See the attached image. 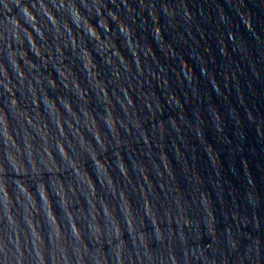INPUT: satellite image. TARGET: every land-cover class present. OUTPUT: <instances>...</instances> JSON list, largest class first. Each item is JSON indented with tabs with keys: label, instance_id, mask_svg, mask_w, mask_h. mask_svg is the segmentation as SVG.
Listing matches in <instances>:
<instances>
[{
	"label": "water",
	"instance_id": "95a60500",
	"mask_svg": "<svg viewBox=\"0 0 264 264\" xmlns=\"http://www.w3.org/2000/svg\"><path fill=\"white\" fill-rule=\"evenodd\" d=\"M0 264H264V0H0Z\"/></svg>",
	"mask_w": 264,
	"mask_h": 264
}]
</instances>
